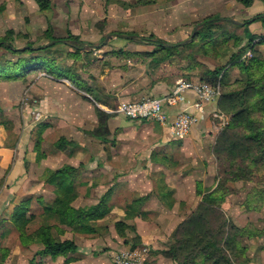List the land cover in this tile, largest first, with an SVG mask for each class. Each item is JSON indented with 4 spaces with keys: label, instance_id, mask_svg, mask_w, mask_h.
Returning <instances> with one entry per match:
<instances>
[{
    "label": "crops",
    "instance_id": "obj_1",
    "mask_svg": "<svg viewBox=\"0 0 264 264\" xmlns=\"http://www.w3.org/2000/svg\"><path fill=\"white\" fill-rule=\"evenodd\" d=\"M46 1L49 8L41 10L38 0H0V28L16 31L22 24L28 27L24 34L31 37L36 27L42 29L40 36L79 37L85 44L83 51L95 52L92 61L103 60L108 53H123L114 54L113 67L95 72L90 80L98 102L70 81L47 74L33 72L17 81L27 91L28 106L15 109L21 110L18 118L13 112L0 118V245L10 250V264H114L115 256L137 238L139 244L149 247L147 264H175L161 252L168 249L176 229L197 209L203 196L218 186L213 156L219 132L218 102L197 109L198 96L186 92L178 107L168 109L172 118L165 126L130 120L112 113L110 107L145 97L162 98L181 81L203 82L204 68L212 71L227 61L224 53L213 58L198 56L193 61L187 50L180 49L182 57L150 68L149 59L136 56L154 50L141 41L143 36L154 35L177 46L212 22L219 34L244 35L248 30L264 35V0H253L251 7L239 0ZM117 34L139 40L113 36L99 49L88 47L103 45L108 35ZM62 45L72 48L64 41ZM256 48L261 50L264 45ZM235 72V68L230 70V79ZM98 110L106 114L103 126ZM179 112L197 118L183 139L171 131ZM61 138L71 145L59 149L56 144ZM66 165L78 168L74 207L95 206L109 196L112 211L95 223L96 233L80 234L66 228L62 240L74 241L76 253L38 260L35 256L44 246L23 247L13 218L24 202H30L28 231L35 232L42 224L40 216L56 198L47 176ZM135 210L145 215L128 219V212ZM121 221L135 231L126 230L122 236L116 228ZM238 223L244 226L249 220Z\"/></svg>",
    "mask_w": 264,
    "mask_h": 264
},
{
    "label": "trees",
    "instance_id": "obj_2",
    "mask_svg": "<svg viewBox=\"0 0 264 264\" xmlns=\"http://www.w3.org/2000/svg\"><path fill=\"white\" fill-rule=\"evenodd\" d=\"M246 7L253 5V0H239ZM148 3V2H146ZM38 4L41 10L49 8L48 1L38 0ZM259 20V18H258ZM263 20V19H262ZM206 22V21H205ZM248 22L247 24H249ZM215 22L207 23L202 31L197 33L196 40L189 43L186 46H169L167 42L157 38L154 35L143 36L141 41L147 45L154 47V50L149 53L136 54L142 58L150 60V68H157L165 63L175 60V57H182L184 53H180V49L187 50L192 46L199 47L198 53L195 55L188 54L193 61L197 60V57L201 58H213L215 55L224 53V57L229 60L236 61L237 65L247 76L245 81L246 87L241 91L228 92L223 94L218 100V108L221 111L233 114V120L229 127L224 129L221 134L218 135L213 147V153L219 155L222 152L230 158V162L236 161L241 158L245 162L246 158L251 160L260 153H264V126L262 121L254 119V114L264 116V57L258 52L256 46L264 45V35H253L250 31L246 30L243 37H235L234 40L229 37L225 38L224 35L230 34H215ZM13 31H10L8 35L12 36ZM49 42L56 41L55 44L48 47H35L28 45L23 49H17L14 47L13 42L8 41L7 38L0 40V48L11 52L16 55H28V54H43L29 59L19 58L16 61L2 62L0 61V80H19L24 79L31 73L47 74L59 79H65L70 83L75 84L84 93L92 96L95 101H99V97L94 94L91 87L86 84L85 80L78 75L72 73L66 65L57 64L54 59H50L49 54L51 49L63 43L70 45L75 53L71 54L69 58L75 60L83 51L85 45L79 37L68 36L64 38H58L52 34H46ZM258 39V43H253ZM247 40V45L243 46V42ZM229 41V42H228ZM70 43V44H69ZM229 43V49L228 48ZM234 46L235 51L232 56H228L230 47ZM224 49V50H223ZM249 49L253 51V57L246 62L243 61V57L246 55ZM122 51L106 54L103 60H95L93 63L100 67L101 70L113 67L112 58L113 55H120ZM180 53L179 55H177ZM128 56H131L129 53ZM194 63V62H193ZM201 66V65H200ZM204 68L203 66H201ZM192 69H196L192 66ZM203 82L208 84H215L222 74L223 67H216L214 70L206 69ZM190 81V80H186ZM242 84L241 81H237L232 86L224 85L226 90L234 88ZM251 92H254L255 97L259 98V101L248 108H245V101L250 98ZM118 105L110 107L111 111H115ZM172 118L171 111L166 110ZM98 115L102 120L106 116L105 113L98 110ZM255 124L262 125L261 130L256 129ZM247 127L250 133H237V129ZM101 131V128L99 132ZM98 132V133H99ZM71 144L65 139L61 138L56 146L59 149H64ZM78 168L66 165L61 169L49 172L47 181L55 189L56 198L53 204L46 207L43 214L40 216L41 226L33 233H30L28 226L31 219L27 218V212L29 210L30 202H24L18 212L13 218V222L17 227L21 245L23 247H29L34 244H41L44 249L36 254V257H52L57 258L60 256H66L78 251V246L72 240H62V237L66 234V228L71 229L75 233L80 234H92L96 233V222L104 219L111 213V208L108 204V197L104 196L101 201L88 208H75L74 202L78 198L77 187L75 184L76 174ZM250 175V171H243V174H234L232 177L233 182L243 181ZM219 180V179H218ZM226 187H221L220 183L217 188L204 195L202 202L198 205L197 209L183 222L176 231V235L181 230H188V240L178 239L176 244L172 246L169 251H164L163 254L166 257L171 258L174 262H179L183 252L188 250V264H232L229 258L225 255L221 245L213 240V234L207 227L208 216L211 212L221 210L222 205L226 202V196L228 194ZM136 211V210H135ZM143 212H128V219L135 216H144ZM116 228L122 236L126 235V230L135 231L133 226H129L121 221L116 224ZM231 242V241H230ZM139 240L136 238L132 246L139 247ZM10 255V250L0 245V264H5ZM31 264H37L32 262Z\"/></svg>",
    "mask_w": 264,
    "mask_h": 264
},
{
    "label": "rangeland",
    "instance_id": "obj_3",
    "mask_svg": "<svg viewBox=\"0 0 264 264\" xmlns=\"http://www.w3.org/2000/svg\"><path fill=\"white\" fill-rule=\"evenodd\" d=\"M27 28L26 25L22 26V24L16 26L17 30L13 31L14 34L12 36L8 35L10 31H6V28H0V40L7 38L8 41L13 42L14 47L19 50L28 45H33L35 47L46 46L49 40L46 36H40L43 33L41 28L36 27L31 31L33 37L24 34V31H26ZM224 36H226L225 38L233 37L231 40H234L235 37H243V35H239L236 32ZM198 45L200 44H197V46ZM197 46H192L188 49V54L195 55L198 53L199 47ZM227 49H229V43ZM230 50L231 51L229 52V55L227 54V57L232 56L235 51L238 52V50L234 51V46L232 45ZM257 50L264 57V48ZM73 53H75L73 48L60 44L51 49L48 57L54 59L57 64L66 65L67 69L69 68L72 73L78 75L81 79L83 78L86 84L90 85V80H94L93 75L95 72L101 70V68L92 61L95 59V52L84 51L78 58H75V60L69 58ZM38 55L44 56L43 54L38 53L20 56L12 54L4 48H0V61L2 62L16 61L21 57L29 59ZM206 56L209 58V55ZM249 60L250 59H245V56L243 57V61L246 62V64ZM222 67V74L215 83L220 87L221 96L226 94V91L234 92L244 90L246 87L244 83L247 80V76L243 70L240 69V66L237 65L236 61L232 62L228 57L226 64ZM232 68H235L236 72L235 77L230 79L229 76L231 73L229 72ZM17 81L21 82L22 79L12 81L5 79L0 80V118H5L7 112H13V116L18 118L21 114V110L19 113L16 112L15 109H23L28 106L27 91H25V88L22 85L23 82L22 84H17ZM237 81H241L242 84L230 88L229 90H226L224 87V85L232 86ZM258 101L259 98L255 97L254 92H251L250 98L245 101V108L255 105ZM254 116V119L256 120L259 118L264 126V116L262 117L259 114H254ZM232 120L233 114L221 111L218 108L216 117V121H218V123H216L219 129L218 135L230 126ZM255 125L257 130H261L262 125ZM236 132L245 133L247 135L250 133L247 127L237 129ZM226 153L227 152L225 151L219 155L216 154V157L213 153L218 184L220 183V186L223 188H228L227 190L229 191L226 196V202L222 205V209L209 214L207 227L213 234V240L221 245L225 255L229 258L232 264H264V153L257 154L254 158L252 156L251 160L246 158L245 162H243L241 158L230 162V158ZM243 171H250V175L247 176V179L237 182L231 181L234 174L240 175L243 174ZM246 219L249 220V223L244 226L239 225L238 222L246 223ZM176 231L171 244L168 246V249L164 251H169L172 246L176 244L178 239L188 240V230H181L177 235ZM142 246L149 248L146 245H140L139 247ZM133 248L136 247H128V249ZM164 251L161 252L162 255H164ZM38 258L39 257H37V259ZM147 260L145 264H147ZM174 263L188 264V250L182 253L179 262ZM5 264H10V261L7 259ZM21 264H25V262H21Z\"/></svg>",
    "mask_w": 264,
    "mask_h": 264
},
{
    "label": "built area",
    "instance_id": "obj_4",
    "mask_svg": "<svg viewBox=\"0 0 264 264\" xmlns=\"http://www.w3.org/2000/svg\"><path fill=\"white\" fill-rule=\"evenodd\" d=\"M256 40L253 45L257 44ZM253 57L252 49H249L245 59ZM194 92L199 101L195 105L197 109H202L204 104L218 102L221 97L220 87L216 84L204 82L181 81L174 90L162 98L145 97L140 101L122 102L118 105L114 114H120L130 120H148L162 125L170 124V116L167 109L176 108L182 102L186 92ZM197 118L187 112H179L171 124V131L176 138L187 137ZM149 248L142 246L133 249L120 251L114 259V264H145L149 256Z\"/></svg>",
    "mask_w": 264,
    "mask_h": 264
},
{
    "label": "water",
    "instance_id": "obj_5",
    "mask_svg": "<svg viewBox=\"0 0 264 264\" xmlns=\"http://www.w3.org/2000/svg\"><path fill=\"white\" fill-rule=\"evenodd\" d=\"M226 21L231 22V23H236L234 20H226ZM197 31H198V28L195 30V32H194V34H193L191 40H189V41H185V42H182V43H180L178 46H185V45H187L189 42H191V41L194 39V37H195ZM113 36H115V37H119V38H123V39H127V40H139L136 36H133V35H122V34L108 35L107 38H106V40L104 41L103 45H100V46H98V45H90V46H88V47H89V48H93V49H99V48H101V47L107 45V43L110 41V39H111ZM55 43H56V41H52L50 44H48V45H46V46H43V47L45 48V47L51 46V45H53V44H55ZM169 46H170V45H169Z\"/></svg>",
    "mask_w": 264,
    "mask_h": 264
}]
</instances>
